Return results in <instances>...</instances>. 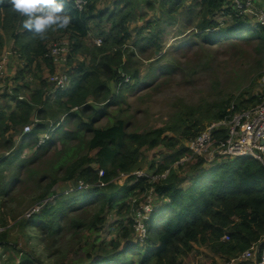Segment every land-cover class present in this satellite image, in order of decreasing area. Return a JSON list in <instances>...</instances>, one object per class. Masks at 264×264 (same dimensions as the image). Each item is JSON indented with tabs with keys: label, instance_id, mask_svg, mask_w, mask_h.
<instances>
[{
	"label": "trees",
	"instance_id": "16d2710c",
	"mask_svg": "<svg viewBox=\"0 0 264 264\" xmlns=\"http://www.w3.org/2000/svg\"><path fill=\"white\" fill-rule=\"evenodd\" d=\"M98 1L86 0L80 11L74 8V0H69L66 11L72 16V23L66 29H49L41 39L22 27L24 17L12 9L8 0H0V53L4 39L9 37L14 52L9 57H16L22 63L12 82L23 80L26 73L38 81L37 89L29 94L23 92L27 98L19 99V88L13 89L11 95L8 92L0 95L14 106V111L0 113V133L9 131L7 126L11 123L24 126L33 117L41 121L31 132L20 133L13 157H10L13 149L10 143L7 157L0 159V246L14 252L18 249L17 239L9 240L11 226L7 227L3 216L17 175L6 180L3 170L8 169L26 148L33 149V153L22 160L33 159L52 143L69 121H74L77 128L90 134L87 150L93 152V156L85 155L72 161L62 180L67 183L65 186L75 187L81 182L89 188L68 194L56 193L50 184L35 204L54 196V205L47 202L29 217L18 220L11 217V220L24 231L27 227L37 228L41 244L55 243L62 230V218L85 205H94L96 210L87 223L69 220L76 231L99 230L106 221L104 218L111 213L119 222L107 225L108 231L115 234L107 245H99L96 253H88L81 259L76 257L65 263L63 253L51 247L48 254L43 247L52 264H184L192 254L200 253L204 257L201 264H217L222 259L229 261L239 256L253 244L261 250L264 248L263 163L247 157L210 161L192 158L175 167L174 163L188 154L184 141L205 127L202 121L186 123L179 137L164 127L131 133L128 123L118 119L107 127L96 124L111 105L121 100L124 88L140 79L141 71L130 68L129 62L134 58L141 60L140 56L145 53L150 38L146 35L148 27L183 21L192 24L196 15L199 18L194 28L203 44L214 47L221 42L247 39L256 43L257 51L264 52V24L258 21L255 13L262 12L264 19V0H252L251 11H246L256 17L255 22L248 20L245 13H237L234 0H117L113 8L106 11L96 9ZM151 2L158 7L154 9ZM137 4L155 12L152 20L139 12ZM132 25L139 28L131 32ZM67 34L70 42L67 63L74 64L67 74L69 85L66 89L54 90L53 94L47 93L52 87L41 79L40 65L44 63L53 72V60L45 55L51 44ZM89 36L99 38L101 44L98 46L92 41L91 45L86 44L84 41ZM78 55L81 59L72 57ZM123 74L129 77L128 83L124 82ZM25 86L23 90L28 84ZM252 98L245 99L242 104ZM233 106L232 112L250 108L248 105L244 109ZM227 113L226 110L219 119ZM44 132L49 133V139L36 147L38 135ZM144 150H155L153 160L156 159L146 173L160 175L169 169L164 179L151 182L130 175L121 183L105 187L121 173L142 170ZM150 188L155 194V203L144 223L146 239L141 242L134 230L133 214ZM224 235L227 240H222ZM54 257L58 259L51 261ZM20 264L45 263L29 256Z\"/></svg>",
	"mask_w": 264,
	"mask_h": 264
},
{
	"label": "rangeland",
	"instance_id": "374dc122",
	"mask_svg": "<svg viewBox=\"0 0 264 264\" xmlns=\"http://www.w3.org/2000/svg\"><path fill=\"white\" fill-rule=\"evenodd\" d=\"M139 5L137 4V7ZM157 7L154 5V9ZM139 12L146 19L152 20L154 17L148 16L153 12L149 9H140ZM245 14L248 20L257 21L253 14L249 12ZM197 18L199 16L194 15L192 24L183 21L174 22L169 26L164 23H159L155 27L145 26L148 27L146 35L150 37L145 46V53L140 56L141 60L134 58L129 62L130 68L141 71V77L133 85L124 88L121 100L107 109V114L96 126L107 127L118 119L128 123V130L131 133L164 127L179 137L186 123L202 121L206 126L218 120V116L223 115L228 107L231 108V103L238 109H244L245 105L253 107L261 100L264 95V52L257 51L256 43L247 39L221 42L214 47L203 44L194 28ZM137 28L139 27H134L131 32H135ZM131 36L135 37L134 34ZM92 38L94 44H100L99 38L95 36ZM1 51L4 52L0 53L1 60L4 56L5 60H10L9 56L14 54L11 41H7ZM2 71L4 72V65ZM26 83L29 82H25L24 85ZM251 97L253 98L248 101L249 104H242L245 99ZM22 127L11 123L7 126L9 131L0 133V159L7 157L6 150L10 143L13 145L10 157H13V152L19 144ZM89 138V133L77 128L74 121H69L53 138L52 143L38 152L33 159L27 162L22 160L29 157L33 151L30 148L20 153L21 159L16 158L8 169L3 170L2 174L6 180L13 174L17 175V182L12 187L9 205L3 216L7 227L11 226L8 230L9 240L17 239L16 251L22 253L0 246V264H20L29 256L49 264L51 262L46 257L51 247L52 250L63 253L66 263L69 259L76 257L81 259L88 253H96L99 245H107L114 238L115 234L109 232L107 227L109 224L119 222L113 213L104 218L106 221L97 231H88L86 228L76 231L69 223L70 219L87 223L96 210L94 205H85V208L77 209L62 218L61 233L57 236L56 242L51 244L45 242L42 245L39 242L40 232L37 228L27 227L24 231L11 220V217L16 220L23 219L24 213L42 198L50 184H53L51 190L56 193L71 192L70 186H65L67 183L62 177L66 167L76 158L93 156V152L87 150ZM154 152L155 150H144L142 170H147L151 163H156V159L153 160ZM17 166L20 167L16 169ZM124 176V173L119 174L105 187L121 183L125 180ZM55 202L56 200L51 199L48 204L54 205ZM43 247L48 251L47 255ZM54 259L58 258H50L51 261ZM195 260L200 263L204 257L201 253L195 256L192 254L184 264H191ZM244 264H254V261L248 260Z\"/></svg>",
	"mask_w": 264,
	"mask_h": 264
},
{
	"label": "built area",
	"instance_id": "2783aa9c",
	"mask_svg": "<svg viewBox=\"0 0 264 264\" xmlns=\"http://www.w3.org/2000/svg\"><path fill=\"white\" fill-rule=\"evenodd\" d=\"M234 3L238 14L250 11L251 7H253L252 0H234ZM85 5L86 0H74V8L80 11ZM257 17L259 21L264 24L263 14L260 13ZM98 42L101 44L100 39ZM67 54L68 49L59 42L50 45L46 56L55 61L60 60L65 63ZM5 59L6 56H4L2 60L0 59V78L4 73L2 68L6 62ZM123 78L125 83L129 81V77L125 74H123ZM52 81L55 84V88H64L67 86L68 77L65 73H61L53 76ZM230 107L231 108L227 109L228 113L223 118L208 123L199 133L184 141V146L187 148L188 154L181 161L176 162L174 164L175 167L192 158H202L210 161L224 157H251L264 164V95L258 104L245 110L232 112L234 106L230 105ZM39 122L37 118H34L31 124L25 125L22 129L23 135L29 133ZM49 137V134L39 135L38 143L41 144ZM99 173V176H101L102 172ZM168 173L169 170H165L160 175H153L143 170H137L130 174H125L124 177L132 175L136 178L144 177L151 182H155L158 179H164ZM75 185V187L70 186V191L89 188L88 184H83L81 182ZM53 198L54 196L35 204L25 213V216L29 217L33 212L37 211ZM154 198L153 189L150 188L147 195L144 197L143 203L133 214L134 230L141 242L146 239V227L144 223L154 208ZM1 230L2 229H0V231ZM227 239L226 235L222 238V240ZM248 260H253L254 264H264V248L258 250L257 245L253 244L239 256L229 261H223L221 264H240ZM191 264H199V261L195 260Z\"/></svg>",
	"mask_w": 264,
	"mask_h": 264
},
{
	"label": "clouds",
	"instance_id": "9594fccd",
	"mask_svg": "<svg viewBox=\"0 0 264 264\" xmlns=\"http://www.w3.org/2000/svg\"><path fill=\"white\" fill-rule=\"evenodd\" d=\"M68 2H69V0H8V3L11 5L12 9L14 11H16L18 14H20L22 17H24V19L22 20V27L24 29H26L27 31L31 32L34 36H37L41 39L45 38V34L49 31V29H53V28H55V29H66L72 23V16L66 11V4ZM250 11H251V9H250ZM255 13L257 16L258 14H260L262 12L255 11ZM257 19H258V17H257ZM258 21H259V19H258ZM59 42L60 41H57L56 43H59ZM68 52H69V50H68ZM45 57H47V56L45 55ZM48 58H50V57H48ZM67 58H68V54L66 56V62H67ZM50 59H52V58H50ZM53 61H55V60H53ZM63 73H65L67 75L66 72H63ZM67 77H68V75H67ZM128 82H126V83H128ZM52 83H53V92H50L51 94L54 93V90L66 89L69 85V77H68L67 86L64 88L57 89V88H55V84L53 81H52ZM0 84H1V78H0ZM22 98H23L22 96H19V99H22ZM34 118H37V117H33V119ZM33 119L29 123H27L26 125L31 124L33 122ZM23 127H22V129H23ZM21 134L23 135L22 130H21ZM45 134H49V133L44 132L43 135H45ZM38 142H39V135L37 138L36 147L40 146L42 143L45 142L44 141L41 144H39ZM29 149L30 148H26L25 150H29ZM32 153H33V151L31 152V154ZM143 171L146 172V170H143ZM128 174H130V173H128ZM142 203H140V205ZM154 203H155V199H154ZM140 205H139V207H140ZM25 213H24V217L27 218L25 216ZM149 215H148V218H149Z\"/></svg>",
	"mask_w": 264,
	"mask_h": 264
},
{
	"label": "crops",
	"instance_id": "0c3cea01",
	"mask_svg": "<svg viewBox=\"0 0 264 264\" xmlns=\"http://www.w3.org/2000/svg\"><path fill=\"white\" fill-rule=\"evenodd\" d=\"M115 1H117V0H99L97 3L96 9H98L100 11H106L107 9H112L113 3ZM138 8L144 9V10L147 9L145 6L141 7V5ZM140 9H139V11H140ZM152 15H155V12H152L148 16L151 17ZM217 18H218V21H220V17H217ZM67 38H68V34L64 35L62 37V39H59V41L69 50L70 42ZM91 39H92V36H89L86 38V40L84 42L86 44L91 45V41H92ZM7 41H11L12 47H13V41L9 37H6L4 39V46H5ZM3 53L4 52H2V54ZM2 54H0V57ZM72 57H78L79 58V55L78 56H72ZM68 58H69V56H68ZM68 58H67V60H68ZM9 59L10 60H7L4 64V73L1 77V84H0V86H1L0 89H2V90H0V95H2L4 92H5V94H7V92H8L11 95V92L13 91V89L19 88V91H20L19 96H22L23 98H27L26 95L23 94V92H25L26 94H29L31 91L37 89L38 88V81L35 78H32V76L27 77L30 74L26 73L24 75L23 80H19L17 82H12L13 77L19 71L22 63L16 57H9ZM11 59H12V61H11ZM53 64H54L53 72H50V70L46 67V65L44 63H41V65H40V70L42 71L41 79H43L44 81H47V83H49L50 87H52V88L48 89L47 93L53 92V83H52V77L53 76L60 74V73H63V72H66L67 74H69L70 70L74 67V64H68L67 62L63 63L60 60L53 61ZM25 82H29V83H26V84H28L29 88H25L23 90V88L26 87L24 85ZM11 111H14V106L11 103V101H9L6 97L0 96V113L8 114ZM223 261L224 260L222 259L217 264H221ZM199 264H201V262Z\"/></svg>",
	"mask_w": 264,
	"mask_h": 264
}]
</instances>
